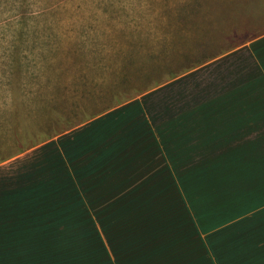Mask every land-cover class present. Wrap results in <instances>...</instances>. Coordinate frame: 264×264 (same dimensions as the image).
<instances>
[{"label":"rangeland","instance_id":"obj_1","mask_svg":"<svg viewBox=\"0 0 264 264\" xmlns=\"http://www.w3.org/2000/svg\"><path fill=\"white\" fill-rule=\"evenodd\" d=\"M219 144L264 153V0H0V247L127 261Z\"/></svg>","mask_w":264,"mask_h":264},{"label":"crops","instance_id":"obj_2","mask_svg":"<svg viewBox=\"0 0 264 264\" xmlns=\"http://www.w3.org/2000/svg\"><path fill=\"white\" fill-rule=\"evenodd\" d=\"M210 138L227 141L228 135ZM215 149L224 151L220 144ZM222 156L202 172L209 175L206 189L199 192L195 179L190 201L183 193L182 201L147 203L152 220L148 215L128 260L127 251H120L117 264H264V153L229 150ZM18 194L11 201H25L23 189ZM20 249L18 243L1 246L0 264H27L24 254L33 249Z\"/></svg>","mask_w":264,"mask_h":264},{"label":"trees","instance_id":"obj_3","mask_svg":"<svg viewBox=\"0 0 264 264\" xmlns=\"http://www.w3.org/2000/svg\"><path fill=\"white\" fill-rule=\"evenodd\" d=\"M91 245H93V244H91ZM32 252H34V251H32ZM34 264V263H33Z\"/></svg>","mask_w":264,"mask_h":264}]
</instances>
